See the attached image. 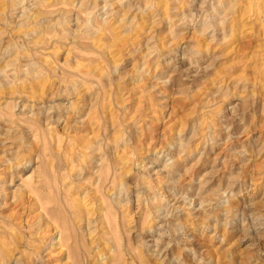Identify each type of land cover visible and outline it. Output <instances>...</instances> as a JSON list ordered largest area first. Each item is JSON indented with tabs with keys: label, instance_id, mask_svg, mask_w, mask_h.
<instances>
[{
	"label": "rangeland",
	"instance_id": "374dc122",
	"mask_svg": "<svg viewBox=\"0 0 264 264\" xmlns=\"http://www.w3.org/2000/svg\"><path fill=\"white\" fill-rule=\"evenodd\" d=\"M0 264H264V0H0Z\"/></svg>",
	"mask_w": 264,
	"mask_h": 264
},
{
	"label": "bare ground",
	"instance_id": "6f19581e",
	"mask_svg": "<svg viewBox=\"0 0 264 264\" xmlns=\"http://www.w3.org/2000/svg\"><path fill=\"white\" fill-rule=\"evenodd\" d=\"M110 119H111V118H110ZM78 213H79V212H78ZM44 214H45V213H44ZM73 215H74V214H73ZM41 216H42V215H41ZM44 216H45V215H44ZM44 216H43V217H44ZM43 217H42V218H43ZM44 219L47 220V223H51V218H49V217L46 216V218H44ZM29 220H30V219H29ZM52 220H53V219H52Z\"/></svg>",
	"mask_w": 264,
	"mask_h": 264
}]
</instances>
